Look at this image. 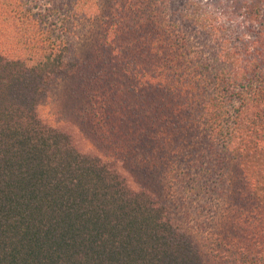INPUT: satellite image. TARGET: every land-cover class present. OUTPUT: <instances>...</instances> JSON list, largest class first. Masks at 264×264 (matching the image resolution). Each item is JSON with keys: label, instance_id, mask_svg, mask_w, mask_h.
<instances>
[{"label": "trees", "instance_id": "1", "mask_svg": "<svg viewBox=\"0 0 264 264\" xmlns=\"http://www.w3.org/2000/svg\"><path fill=\"white\" fill-rule=\"evenodd\" d=\"M104 1L0 0L13 27L0 46H20L0 49V264H206L205 241L180 222L181 211L203 215L204 200L227 202L221 233L238 227L242 242L262 241L253 258L264 264V0L246 6L236 44L199 1H108L119 19L102 53L140 56L142 77L152 72L159 85L141 89L143 106L157 99L159 108L142 118L146 142L132 147L146 186L42 109L53 84L82 65L74 44ZM157 175L171 176L180 204L157 193ZM252 244L231 253L246 264Z\"/></svg>", "mask_w": 264, "mask_h": 264}, {"label": "rangeland", "instance_id": "2", "mask_svg": "<svg viewBox=\"0 0 264 264\" xmlns=\"http://www.w3.org/2000/svg\"><path fill=\"white\" fill-rule=\"evenodd\" d=\"M108 1H104L93 20H90V23L82 28L79 34L80 38H77V42L74 44V52L80 55L82 65L70 78H62L53 84L42 109L45 115L52 120H56L55 122L67 121L73 123L81 130V137L86 139L87 145L96 148V151L102 154L103 158L120 161L118 166L122 168L125 174L133 177L136 184L146 186V184L148 185V182L145 181L147 173L144 171L145 175H142L144 174L140 170L142 167L135 164L134 159L136 158L141 165L145 163H143V159L138 158L139 156L134 153L132 147L137 145V142L141 144L145 141L146 136L142 137L145 132L141 135L144 130L140 126L141 123H145L142 118L145 117V121H148V115L155 113L159 108L157 99V102L148 100L153 109L143 106L142 102L144 101L142 100L146 99L149 91L143 92L141 89L144 87L159 88V85L153 78L152 72H149L150 74L146 79L142 77L148 71L142 67L143 60L139 61L140 56L136 57L132 54L127 56L120 51H115L109 56L102 53V46L109 45L108 41H106L107 43L103 42L102 37L109 29L108 39L110 41V34L115 30L112 26L113 22L119 19V14ZM194 1H199V4L194 6L195 9L198 11L203 10L207 15L215 17L216 22L224 28L223 34L233 44L238 43L237 38L248 27L244 15L246 6L255 2L254 0ZM260 3L264 13V2ZM235 10H237L236 13H232ZM10 17H12V12L5 8V5H0V41L1 37L4 41H7L9 30H13L12 25L9 24L11 22ZM252 36L246 34L244 38L251 37L252 39ZM7 44L5 47L0 46V49L8 51L12 55H16L17 50H20L18 45L14 44L12 46L11 42H7ZM166 50V57L171 58L168 48H165ZM143 54L145 57L153 55L149 54L147 49ZM104 59L106 61L102 62ZM131 61L136 62L131 63ZM131 68L134 70V76H130V81H127L126 78L128 77L125 76V71L127 70L129 73ZM156 92L153 95H157ZM174 109L173 111L177 115L183 111L179 107ZM142 110L147 111L146 116L145 113H141ZM165 115L159 116V118L163 120ZM151 120H154V118L152 117ZM146 163L149 168L154 167L151 162ZM157 180L159 181L157 185L159 191L157 193L159 192L161 198L172 204H180L179 199L182 198L174 192L175 188L171 184V176L163 175L160 177L157 175L152 183L157 184ZM149 184L153 186L151 182ZM173 200H176V203ZM217 204L218 207L216 204H210L205 200L198 202L200 210L203 209V215L199 218L196 216L192 218L190 215L184 216L183 211L180 213V222L184 224V227H190L197 239L199 238V242L203 243L205 241L206 247L203 250L205 259H207L206 264H243V262L240 263L239 260H236V257L241 253L237 252V256H235L230 249L235 248L237 243L245 245L251 241L253 243L252 247L245 246L244 260L247 261L246 264H257V260H254L253 256L257 255V249L263 251L262 241L257 243L259 240L250 235L252 238H247L242 242L239 239L240 233L237 232L238 227L234 229L225 227L226 230L232 231L229 232L228 237H224L221 233L224 228L222 225L221 229V221L227 212L228 206L227 202L226 205ZM187 212L189 213V210ZM223 241H226L228 254L218 246V243L224 245Z\"/></svg>", "mask_w": 264, "mask_h": 264}]
</instances>
